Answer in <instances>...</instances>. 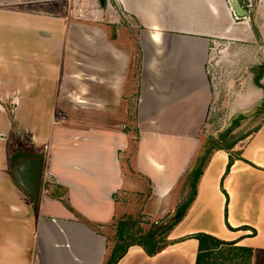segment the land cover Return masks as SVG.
I'll list each match as a JSON object with an SVG mask.
<instances>
[{
    "label": "crops",
    "instance_id": "0c3cea01",
    "mask_svg": "<svg viewBox=\"0 0 264 264\" xmlns=\"http://www.w3.org/2000/svg\"><path fill=\"white\" fill-rule=\"evenodd\" d=\"M233 1L79 0L69 12L63 0H0V264H105L122 208L133 209L122 194L143 184L151 191L150 215L175 210L181 180L197 159L187 146L211 105L213 46L264 39V0L252 9L238 0L245 17ZM116 8L130 24L112 33L120 23ZM133 48L140 63L134 126L141 180L133 175V119L117 123L99 113L121 108ZM252 90L257 98L248 106L263 96L254 79ZM15 122L27 154L12 149ZM240 142L236 151L246 161L234 159L228 173L227 150L212 155L195 202L169 234L174 243L152 257L132 246L118 264H196L199 241L183 238L202 232L238 240L254 250L253 264H264V118ZM41 153L42 194L34 204L11 164Z\"/></svg>",
    "mask_w": 264,
    "mask_h": 264
},
{
    "label": "rangeland",
    "instance_id": "374dc122",
    "mask_svg": "<svg viewBox=\"0 0 264 264\" xmlns=\"http://www.w3.org/2000/svg\"><path fill=\"white\" fill-rule=\"evenodd\" d=\"M251 2L252 6L249 7V9H252L255 4L254 0H251ZM116 10L120 14V23L114 25L112 33H115L118 28L127 29L130 24L128 19L124 18L122 11L119 10V8H116ZM137 29H139L138 23L135 19H133V36L136 33ZM134 44L135 43L133 39V46ZM263 59L264 39L262 40L261 44H259L258 42L255 43L251 41H234L227 48L224 47L222 43L218 45V48L216 46H213L210 61L208 64L209 78L213 87L211 105L205 118V122L200 127L198 134L197 128H194L193 130L194 135H197V140L188 144L187 146L188 148H193L195 150V158H198L200 153L204 151V145L211 137H217L220 131L229 127V123H231V117L238 109L242 107L244 108L248 106L254 99L256 100L257 94L255 91L252 90L253 76L251 72V67L253 65L259 64V62L257 61L263 62ZM78 67L82 68V65H79ZM139 72V58L135 53V48H133V70L131 72V78L127 80L128 84L122 96V106L121 108H118V106L120 105L116 106L117 111L108 110L107 112H99L100 114L104 113L110 116H114L115 122L117 123L122 121H132L133 119V126L135 125L136 103L139 92ZM262 82H264V78ZM262 93L264 94V92ZM66 102L70 103L71 101L70 99H68V101ZM94 113L96 114L95 117L97 118L99 113L91 112V114ZM9 114L13 116V111H10ZM50 114L51 113H49V115ZM58 114L59 115L57 117H59V120L65 119V111H60V113ZM82 114L87 113H79V116H82ZM47 115V111H43L42 122H45V125L48 122V120H46ZM263 118L264 115H261L253 120L243 121L242 126L236 130V133L233 137L241 138L250 135L259 126ZM13 125L15 132V141L13 142L14 144L12 146V149L18 147L16 149L18 153H21V151L25 152L24 142H27V137L24 135V131L18 127V124L16 122L13 123ZM233 137H231L230 140H232ZM17 139H20L21 141L20 146L17 145ZM242 145L243 143L239 142L234 149L239 150ZM136 147V134L133 130V153L131 152V154H133V175H136L137 180H141L140 177L143 175L142 172L139 171V168L136 164ZM25 154H27V152H25ZM17 157H19L18 154ZM14 161L11 164L12 174H14L16 169L15 167H17ZM186 178L187 175L185 174V176L181 180L177 191L178 193H180L179 197L181 198V200L187 194V187L185 184ZM142 186L143 188L139 187V190L135 189L132 194L130 192H124L122 194L123 204L127 205L129 201H133V209L122 208L124 214L123 218L131 217L133 218V220L140 221L137 227L143 233H147L150 231L157 232L158 229L163 227L166 223H168V221L173 218L175 210L173 207H171L168 212H164L159 216L150 215V212L147 211L145 203L147 202L151 191L148 188V185L143 184ZM131 214L132 216H130Z\"/></svg>",
    "mask_w": 264,
    "mask_h": 264
},
{
    "label": "trees",
    "instance_id": "16d2710c",
    "mask_svg": "<svg viewBox=\"0 0 264 264\" xmlns=\"http://www.w3.org/2000/svg\"><path fill=\"white\" fill-rule=\"evenodd\" d=\"M251 72L253 73L255 85L264 92V83L262 82L264 78V61L257 65H253L251 67ZM261 115H264V94L254 104L238 109L231 117L229 127L223 129L219 132L217 137H211L205 143L204 151L200 153L192 169L187 173L185 183L187 187L186 196L177 203L173 218L158 229L157 232L150 231L143 233L137 227L140 221L133 220L131 217H122L117 225L115 245L105 264H118L132 246H141L146 254L152 257L173 244L174 242L168 239L169 234L184 219L190 207L195 202L199 182L212 155L217 150H227L230 161L226 173H228L234 159L246 161L242 157V153L236 151L234 148L241 140L246 139L253 132H256L258 127L250 135L245 137L235 138L233 136L236 130L242 126L243 121L253 120ZM133 130L135 131L137 140L139 137L137 126H133ZM231 137H233L232 140H230ZM223 191L228 197L226 191L224 189ZM229 228L233 230L230 226ZM255 234L256 231L253 230L251 235ZM188 238H196L199 241L196 264H253L254 250L250 247L238 245V240H223L203 232L187 236L183 238V240Z\"/></svg>",
    "mask_w": 264,
    "mask_h": 264
},
{
    "label": "water",
    "instance_id": "95a60500",
    "mask_svg": "<svg viewBox=\"0 0 264 264\" xmlns=\"http://www.w3.org/2000/svg\"><path fill=\"white\" fill-rule=\"evenodd\" d=\"M233 7L239 17L247 15L238 0L233 1ZM44 172L45 154L41 153L37 157L21 159L14 173L17 184L32 197L34 204H38L41 198Z\"/></svg>",
    "mask_w": 264,
    "mask_h": 264
},
{
    "label": "built area",
    "instance_id": "2783aa9c",
    "mask_svg": "<svg viewBox=\"0 0 264 264\" xmlns=\"http://www.w3.org/2000/svg\"><path fill=\"white\" fill-rule=\"evenodd\" d=\"M63 1L67 2L69 12H71L72 9H77L79 0H63ZM244 1L247 2L248 7L252 6L251 0H244Z\"/></svg>",
    "mask_w": 264,
    "mask_h": 264
}]
</instances>
